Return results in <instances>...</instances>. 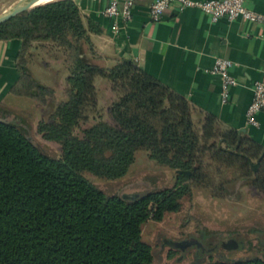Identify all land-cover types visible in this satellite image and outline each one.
Wrapping results in <instances>:
<instances>
[{
	"label": "trees",
	"instance_id": "1",
	"mask_svg": "<svg viewBox=\"0 0 264 264\" xmlns=\"http://www.w3.org/2000/svg\"><path fill=\"white\" fill-rule=\"evenodd\" d=\"M101 31L76 0L40 3L0 23V40H21L19 77L10 92L42 105L57 101L37 131L63 149L50 155L18 120L0 118V264H152L143 224L179 211L194 187L216 198L236 196L238 183L264 192L263 144L134 59L103 55L93 37ZM36 41L64 54L68 75L60 100L29 68ZM97 76L111 82L115 97L108 119L82 127L97 112ZM139 149L176 170L172 186L112 194L86 174L122 177ZM208 264H264V258Z\"/></svg>",
	"mask_w": 264,
	"mask_h": 264
},
{
	"label": "crops",
	"instance_id": "2",
	"mask_svg": "<svg viewBox=\"0 0 264 264\" xmlns=\"http://www.w3.org/2000/svg\"><path fill=\"white\" fill-rule=\"evenodd\" d=\"M76 1L83 13L101 25L102 31L93 37L103 55L134 59L195 105L264 145V110L257 114L258 125L249 124L247 119L254 82L264 77V21L241 17L213 20L198 7L180 9L176 4L154 20L149 14L153 0H135L132 19L114 32L113 18L103 13L110 0ZM245 3L264 14V0ZM39 45L36 41L30 54H38ZM20 46L19 38L0 40V106L14 95L10 89L19 77ZM219 56L234 62L231 72L237 83L231 86L227 101L222 99V76L211 71ZM104 63L111 64L112 60Z\"/></svg>",
	"mask_w": 264,
	"mask_h": 264
},
{
	"label": "rangeland",
	"instance_id": "3",
	"mask_svg": "<svg viewBox=\"0 0 264 264\" xmlns=\"http://www.w3.org/2000/svg\"><path fill=\"white\" fill-rule=\"evenodd\" d=\"M17 1L0 0V14ZM36 50L38 54H29L30 70L39 81L52 85L58 100L62 99L68 75L63 52L50 44L39 45ZM95 84L97 112L90 113L89 121L82 127L109 117L108 107L115 97L111 82L97 76ZM56 104L57 101H51L42 105L30 97L11 95V101L0 106V118L18 120L42 151L59 157L62 145L37 131L39 120L48 118ZM86 174L108 193L123 195L172 186L176 178L173 168L150 159L144 149L137 151L135 162L122 177L110 179ZM237 188L236 196L216 198L208 189L194 187L193 194L183 198L179 211L168 212L162 220H147L142 237L153 248L152 264H208L217 260L264 258V192L249 184L238 183ZM230 238H235L240 246L228 248L222 244ZM185 239H196L200 244H191L186 249L172 244Z\"/></svg>",
	"mask_w": 264,
	"mask_h": 264
},
{
	"label": "built area",
	"instance_id": "4",
	"mask_svg": "<svg viewBox=\"0 0 264 264\" xmlns=\"http://www.w3.org/2000/svg\"><path fill=\"white\" fill-rule=\"evenodd\" d=\"M246 0H153L149 6L150 17L154 20L160 19L165 10L172 5L180 9L187 7H198L207 13L213 20L226 17L229 20L245 18L252 21H264V14L249 8ZM135 0H110L103 13L113 18L112 29L118 32L124 24L133 17ZM234 62L229 57L219 56L211 69L212 72L222 76V99L227 101L231 86L237 83L231 72ZM264 110V77L258 79L253 85V98L247 108V119L249 124L258 125V112Z\"/></svg>",
	"mask_w": 264,
	"mask_h": 264
},
{
	"label": "water",
	"instance_id": "5",
	"mask_svg": "<svg viewBox=\"0 0 264 264\" xmlns=\"http://www.w3.org/2000/svg\"><path fill=\"white\" fill-rule=\"evenodd\" d=\"M40 0H19L17 1L14 5H12L9 9H7L5 12H3L2 14H0V23L8 20L9 18L21 13L22 11H25L26 9L32 8L38 4H40L41 2H39ZM178 172H186V173H190L189 171H184V170H177ZM174 246H179L182 247L183 249H185L186 246H189L191 244H200L199 241L195 240V239H185L182 241H174L172 243ZM224 246L231 248V247H239L240 244L239 242L234 238L230 241H227L224 243Z\"/></svg>",
	"mask_w": 264,
	"mask_h": 264
},
{
	"label": "flooded vegetation",
	"instance_id": "6",
	"mask_svg": "<svg viewBox=\"0 0 264 264\" xmlns=\"http://www.w3.org/2000/svg\"><path fill=\"white\" fill-rule=\"evenodd\" d=\"M232 239H234V238H230L228 241H230V240H232ZM195 240H196V239H195ZM197 241H199V240H197ZM199 242H200V241H199ZM224 243H225V242H223L222 244L224 245ZM187 247H189V246H186L185 249H186Z\"/></svg>",
	"mask_w": 264,
	"mask_h": 264
},
{
	"label": "bare ground",
	"instance_id": "7",
	"mask_svg": "<svg viewBox=\"0 0 264 264\" xmlns=\"http://www.w3.org/2000/svg\"><path fill=\"white\" fill-rule=\"evenodd\" d=\"M47 1H51V0H40L39 2L44 3V2H47Z\"/></svg>",
	"mask_w": 264,
	"mask_h": 264
}]
</instances>
